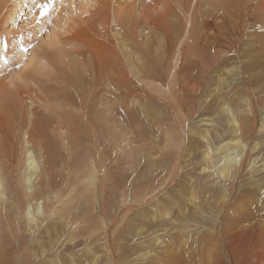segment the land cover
I'll return each instance as SVG.
<instances>
[{
	"label": "bare ground",
	"instance_id": "6f19581e",
	"mask_svg": "<svg viewBox=\"0 0 264 264\" xmlns=\"http://www.w3.org/2000/svg\"><path fill=\"white\" fill-rule=\"evenodd\" d=\"M55 1L0 81V264H264V3L101 0L114 76L59 43L95 0Z\"/></svg>",
	"mask_w": 264,
	"mask_h": 264
},
{
	"label": "rangeland",
	"instance_id": "374dc122",
	"mask_svg": "<svg viewBox=\"0 0 264 264\" xmlns=\"http://www.w3.org/2000/svg\"><path fill=\"white\" fill-rule=\"evenodd\" d=\"M6 1V0H5ZM4 0H0V7H1V10H0V21L2 20V19H4V21L3 22H1V25L3 26H0V31L1 30H3V31H1L0 32V37H1V34H2V37H4V39L5 40H7L8 42H11V41H14L15 40V47H16V50H17V53H19L20 51L18 50V49H22L21 47H23L24 48V50H23V52H24V55H22V56H20V54L19 55H15L16 54V51L14 50V48H12V47H14V46H12V45H10L9 44V46H7L8 48H7V50H8V53H7V57H6V61H5V57L4 56H0L1 58H3V60L0 58V81H2V83H4L5 84V81L4 80H7V82H8V78L7 77H9V81L11 80V78L13 77V72L15 73V72H18L19 70L18 69H16V68H18V66H20V65H22V63L24 64L25 63V59L27 58V57H31V56H37V54L36 53H39V50H40V48H41V50H43L44 48H45V46H46V42H48V41H46V42H44L45 40H44V38H45V36H46V33H47V31H48V28H50L51 27V23L53 22V20L52 19H54L53 17V15L50 13V11L51 10H49V9H51L50 8V6H49V4L50 3H47V4H44L43 6H40V4H39V10L41 11L40 12V14H39V12H38V14L37 15H35L33 18L34 19H30L29 18V16H28V13H29V10H30V8H31V6H32V1L33 0H7V2H6V5L5 4H3L2 2H5ZM101 0H95V3H93L91 6H89L88 7V11L90 10L91 12H88V11H86L85 13H83V15L82 16H84V18H82L81 20H78V21H75V19L77 20V17L76 18H74V21L73 22H70V25L69 26H66L67 27V30H70V26H71V28H73L74 26V29H71V32H68V33H66V32H63V34H59V38H60V41H59V39H58V41H59V43L60 42H63L62 40H64V42L66 43V41H67V43L66 44H69V45H67L69 48L70 47H72L71 49L72 50H78V49H80V50H82V51H84V50H87L86 49V47L90 50H92V52L94 53L95 52V54L96 55H98V56H95V60H96V62H95V60H94V64L93 65H95V63H97L96 64V66H94V67H92L93 68V70H95L96 68V72H97V74L98 75H101V74H108V75H110L111 73H112V71L114 70V76H115V72H116V67H115V64L113 63L114 61H115V59H114V51H113V49L111 48V46L106 42V41H103V40H101L102 38H100V37H98L97 35H96V32H95V30H96V28H95V24H93V23H95V20H98L99 18H101L102 16L101 15H105L106 13H99V11H101L100 9H104V8H106V6L104 5V8H102V4L101 3H103V1L104 0H102L101 1V3H99ZM40 2V1H39ZM62 2V3H61ZM68 2H70V0H59V2H58V0H56L55 2H54V6L53 7H55V8H53V9H56L57 11H58V5H60V6H62L63 7V10H62V14L65 16V14L64 13H66V12H68V4L66 5V3H68ZM79 2H80V0H73V5H75V6H78L79 5ZM255 2L257 3L256 5H255V7L256 6H258L259 4H261V3H264V0H255ZM75 3V4H74ZM98 3V4H97ZM8 4V5H7ZM16 5V6H14V7H16L15 8V11L16 12H14V14H11V15H13V16H11L10 15V13H12L11 12V8L12 9H14L13 7H12V5ZM26 4V5H25ZM105 4V3H104ZM6 7H5V6ZM17 5H18V7H17ZM25 5V6H24ZM56 5V6H55ZM28 6V7H27ZM44 6H46V7H44ZM67 6V7H66ZM35 6L33 5V8L30 10V14H32L33 12H34V10H35V8H34ZM2 8H4V9H2ZM254 8V7H253ZM37 9V8H36ZM48 9V10H47ZM2 10H4V11H2ZM67 10V11H66ZM99 10V11H98ZM5 11H6V14H5ZM27 11V12H26ZM93 11H97V12H93ZM2 12V13H1ZM25 12V13H24ZM3 14H4V16H3ZM10 15L11 17H12V19H13V22H14V26L12 27V28H10L11 26H10V24H12V23H10L11 21H10V16H8V15ZM57 14V13H56ZM58 14H59V12H58ZM99 14H100V16H99ZM6 15V16H5ZM94 15H96L94 18H93V16ZM58 16H60V14L59 15H57V17ZM90 16L92 17V19L90 18ZM4 17V18H3ZM86 17H88V18H86ZM98 18V19H97ZM9 19V20H8ZM87 20H88V22H87ZM81 21V22H80ZM94 21V22H93ZM26 22H28V24L26 23ZM57 22H59V23H62V22H64V18L63 19H57ZM76 22H77V24H76ZM88 24H87V23ZM5 23H6V25H8V26H5ZM55 23V22H54ZM75 23V24H74ZM81 23V24H80ZM79 24H80V26H79ZM89 25V26H88ZM73 26V27H72ZM77 26V27H76ZM83 26V27H82ZM66 27H65V30H66ZM69 27V28H68ZM94 27V28H93ZM76 28V29H75ZM79 28H80V30H79ZM86 28V29H85ZM9 29V30H8ZM90 29V30H89ZM72 30H74V31H72ZM77 30H79V33H82L81 35L83 36H81L80 35V37H81V39L80 38H78V36H79V34H78V31ZM88 30V31H87ZM92 30V31H91ZM5 31H7L6 33H5ZM82 31V32H81ZM84 31H85V33H84ZM90 31V32H89ZM5 35V36H4ZM77 36V38L79 39V42L78 41H75L76 42V44H75V42H71L70 41V39H72V40H78L77 38H75L76 36ZM93 35H94V37H93ZM65 36V37H64ZM74 36V37H73ZM89 36V37H88ZM1 37V38H2ZM92 37V38H91ZM41 38H42V40H41ZM66 40H65V39ZM75 38V39H74ZM89 38H91L90 40H89ZM95 38V39H94ZM62 39V40H61ZM68 39V40H67ZM94 39V40H93ZM44 40V41H43ZM86 40V41H85ZM88 40V41H87ZM97 40V41H96ZM0 41H1V39H0ZM6 41V42H7ZM42 41V42H41ZM102 41V42H101ZM8 42H7V45H8ZM40 42H41V44L42 43H44L45 44V46H44V44H43V47L42 46H38V44H40ZM63 42V43H64ZM71 42V43H70ZM94 44H93V43ZM80 43V44H79ZM83 43V44H82ZM86 43H87V45H86ZM92 43V44H91ZM48 44V43H47ZM58 44V43H57ZM56 44V46H58V47H60L61 45H62V43H60L61 45H57ZM77 44H78V49H77ZM97 44H98V47H97ZM185 45H186V43H184ZM49 45V44H48ZM83 45H84V47H83ZM91 45V46H90ZM103 45H105V46H103ZM40 47V48H37V47ZM52 46H53V44H52ZM64 47H66L67 48V46H65V45H63ZM89 46V47H88ZM94 46H95V48L96 49H94ZM18 47V48H17ZM76 47V48H75ZM92 47H93V49H92ZM103 49H102V48ZM33 48H34V50L36 49V51H34L33 50ZM50 47L48 46V48H47V46H46V49H49ZM100 50H102V51H100ZM11 49H13V50H11ZM53 50L55 49V46H53V48H52ZM68 49V48H67ZM84 49V50H83ZM98 49V50H97ZM32 50V51H31ZM41 50H40V52H41ZM50 50H51V48H50ZM53 50H51V51H53ZM90 50V51H91ZM11 53H10V52ZM35 53H34V52ZM97 51H99V52H97ZM6 52V51H5ZM13 53V54H12ZM34 54V55H33ZM14 55V57L12 58V56ZM28 55V56H27ZM40 55V54H39ZM38 55V56H39ZM17 56H19V57H17ZM35 56V57H36ZM10 57V58H9ZM32 57V58H33ZM39 57H41V55L39 56ZM101 57V58H100ZM15 58L16 59H18L19 58V60H15ZM31 58V59H32ZM42 58V57H41ZM98 58V59H97ZM103 58H104V60H103ZM10 59V60H9ZM33 59H35V58H33ZM44 59H46L45 57H44ZM11 60H12V62L14 63V61H15V63H16V65H15V63L13 64L12 62H11ZM14 60V61H13ZM21 60V62H18V61H20ZM50 60H52V59H50ZM49 60V61H50ZM103 60V61H102ZM5 61V62H4ZM7 62V63H6ZM8 62H11V63H9L8 64ZM21 63V64H20ZM50 64H48V62H45L44 64H48V65H50L49 67H47L46 65H44V66H46L47 67V69L48 68H50V69H52V70H54V73L53 74H51V75H48V74H50V69L48 70V71H50V72H47L46 70H45V72H47V75L46 76H48V77H46V79L44 80V78H42L41 76H43V75H45V74H41V76L39 75V78L40 79H42L43 81H45L46 82V84L48 83V85L50 84L51 86L53 85V86H56V87H60V85H61V87H63L64 85H66L65 84V76L63 75V76H60L61 74L59 73H57L59 76H56L57 74H55L56 72H55V70L56 69H54V66H57V67H55V68H57L58 70H56L57 72L59 71V68H63L61 71H63V73L66 71L65 70V67L60 63V62H49ZM108 63V64H107ZM18 64H20V65H18ZM6 65H9L7 68H6ZM18 65V66H17ZM29 65V64H28ZM4 66V67H3ZM31 66V65H30ZM52 66V67H51ZM102 66V67H101ZM15 67V68H14ZM15 69V71L14 70H12V69ZM25 68V67H24ZM24 68H22L23 69V71H25V69ZM28 68V67H27ZM30 69H31V67H30ZM18 70V71H17ZM29 70V69H28ZM20 71L21 72H19V75H23V73H25V72H27V71H25V72H23L21 69H20ZM30 73L32 72V71H29ZM43 72H44V69H43ZM44 72V73H45ZM109 72V73H108ZM12 73V74H11ZM12 76H11V75ZM55 74V75H54ZM33 75V74H32ZM38 76V75H37ZM51 76V77H50ZM2 77L4 78L5 77V79L3 80L2 79ZM11 77V78H10ZM49 78V79H48ZM61 78V79H60ZM48 79V80H47ZM62 79H63V81H62ZM4 81V82H3ZM14 81V80H13ZM58 81V82H57ZM61 81V82H60ZM53 82V83H52ZM1 82H0V84H2ZM4 84H2V85H4ZM6 85V84H5ZM46 114L48 115V116H52V112L50 113V111L49 112H46ZM71 140H74V138H70ZM58 144H59V142L57 143V142H55V145L57 146V148L58 149H60V147L58 146ZM58 157H60L59 155H58ZM61 160V159H60ZM143 163H144V160L142 161ZM63 165H64V162H61V163H59V167H58V171L59 172H61V168L63 167ZM146 170V169H145ZM148 172V171H147ZM126 174V173H125ZM107 190V189H106ZM105 190V191H106ZM103 203L104 204H106V202H105V200H104V197H103Z\"/></svg>",
	"mask_w": 264,
	"mask_h": 264
},
{
	"label": "snow or ice",
	"instance_id": "6c2138e0",
	"mask_svg": "<svg viewBox=\"0 0 264 264\" xmlns=\"http://www.w3.org/2000/svg\"><path fill=\"white\" fill-rule=\"evenodd\" d=\"M44 7H46V6H44Z\"/></svg>",
	"mask_w": 264,
	"mask_h": 264
}]
</instances>
